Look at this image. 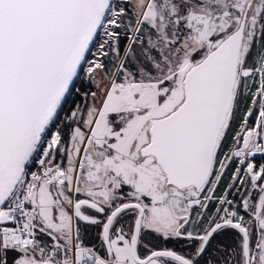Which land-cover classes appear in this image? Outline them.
Segmentation results:
<instances>
[{"label":"snow or ice","instance_id":"obj_1","mask_svg":"<svg viewBox=\"0 0 264 264\" xmlns=\"http://www.w3.org/2000/svg\"><path fill=\"white\" fill-rule=\"evenodd\" d=\"M258 156L264 0H0V264H264Z\"/></svg>","mask_w":264,"mask_h":264},{"label":"trees","instance_id":"obj_2","mask_svg":"<svg viewBox=\"0 0 264 264\" xmlns=\"http://www.w3.org/2000/svg\"><path fill=\"white\" fill-rule=\"evenodd\" d=\"M124 43V41L122 40V44ZM95 231H97V230H94V232ZM93 242H95V241H93ZM163 243V242H162ZM181 243H183V242H181ZM167 246H169V247H171V246H177L178 248H179V246L178 245H176V242L175 241H169V242H167ZM185 251H187L188 249H184Z\"/></svg>","mask_w":264,"mask_h":264},{"label":"built area","instance_id":"obj_3","mask_svg":"<svg viewBox=\"0 0 264 264\" xmlns=\"http://www.w3.org/2000/svg\"><path fill=\"white\" fill-rule=\"evenodd\" d=\"M263 158H264V157H263ZM263 158L260 157V156H258V158H257V162L260 161V163H262V162H263Z\"/></svg>","mask_w":264,"mask_h":264},{"label":"rangeland","instance_id":"obj_4","mask_svg":"<svg viewBox=\"0 0 264 264\" xmlns=\"http://www.w3.org/2000/svg\"><path fill=\"white\" fill-rule=\"evenodd\" d=\"M263 158V157H262ZM263 162H264V158H263ZM258 163H260V161H258Z\"/></svg>","mask_w":264,"mask_h":264}]
</instances>
